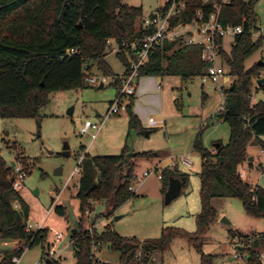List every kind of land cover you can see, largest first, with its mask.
Instances as JSON below:
<instances>
[{"label": "trees", "instance_id": "16d2710c", "mask_svg": "<svg viewBox=\"0 0 264 264\" xmlns=\"http://www.w3.org/2000/svg\"><path fill=\"white\" fill-rule=\"evenodd\" d=\"M186 10L171 21V30L191 22L199 11L207 19L216 12L215 0H183ZM261 0H229L221 4L218 17L223 26H241L243 32L232 38L231 49H221L222 65L235 78L230 88H223L225 110L216 118L227 123L230 138L227 144L208 149L198 133L194 150L202 158L201 212L197 215L198 230L191 234L175 227H165L155 239L138 240L125 238L106 227L99 234L95 229L84 227L85 215L94 209L93 203H105L110 207L107 216H112L127 201L135 196L130 191L135 182L133 175L140 160L157 158L155 152L132 153L125 147L119 155L91 156L85 154L77 198L80 201L81 224L70 236L75 250V264H101L96 251L104 245L120 253V264H154L161 254L168 251L175 239H186L201 255L202 264H214V256L202 250L204 237L212 224L217 222L219 212L213 204L215 199H238L246 213L264 219V189L244 181L239 168L249 163V147L264 149V101L251 103L254 82L264 67L259 63L250 68L246 62L263 45V39L254 38L260 30L257 4ZM61 17V21H60ZM144 12L141 7L127 5L123 0H0V116L3 119L41 118V110L48 104V94L72 89H88L92 85L87 77L96 70L104 77L113 79L118 92L123 87V78L130 70L129 58L124 53L118 57L125 64L121 77L107 63V47L110 40L117 45L144 38L152 30L144 27ZM77 53L68 55V50ZM89 69L86 70L85 67ZM202 59V47L186 45L183 38L165 41L153 50L148 63L139 70L143 76L179 77L185 83L202 78L209 68ZM264 90V86L258 87ZM135 96L129 97L126 113L129 126L145 134L138 116L133 111ZM249 116L247 121L245 118ZM13 168L0 158V240L20 241L23 244L13 252L6 253L0 264H13L12 259L22 256L26 249L41 245L43 257L46 250L48 229H29L30 207L11 178ZM171 177L183 182V190L189 177L176 168L163 174V194ZM18 206L16 208L15 206ZM59 215L66 209L56 207ZM232 239L236 236L250 239L238 230L230 229ZM248 264H263L260 253L264 249V233L252 239ZM47 264H63L61 259H49Z\"/></svg>", "mask_w": 264, "mask_h": 264}, {"label": "rangeland", "instance_id": "374dc122", "mask_svg": "<svg viewBox=\"0 0 264 264\" xmlns=\"http://www.w3.org/2000/svg\"><path fill=\"white\" fill-rule=\"evenodd\" d=\"M215 1L216 4L221 3V0ZM123 2L141 7L145 18H149L159 6L158 0ZM256 10L259 28L264 31V0L257 4ZM231 42L230 38H225L226 51H230ZM116 47V41L110 40L106 61L115 74L122 75L126 67L112 50ZM262 54V50H259L246 62V66L250 68L257 63ZM226 70L229 73L227 67ZM261 74L264 77V69ZM94 76L101 78L103 75L96 70ZM225 80L218 84L208 82L203 85L202 78L185 83L179 77H168L163 82L155 76L140 77L136 81L139 90L133 111H139L138 117L145 133L150 131L145 128L156 129L151 132L150 138L130 128L129 114L126 112L109 118L93 143L91 134L95 133L94 129L90 130V134H81L87 120L100 125L102 118L97 113L105 115L110 101L117 96L118 90L113 86L112 78H108L102 90L98 89L99 85H92L88 89L49 93L48 104L42 108L39 120L3 119L0 116V158L11 167L13 162L20 163L26 173L19 192L30 207L28 226L33 231L49 229L46 250L49 244L55 254L47 255L49 259H63V264H75L70 236L81 224L80 201L77 198L81 175L73 178L71 175L86 153L91 156H113L119 155L127 147L132 153L164 154L162 163L155 168L158 167L163 174L167 169L176 168L180 173L187 174L189 180L181 196L170 205H165L163 179L159 180L155 175L143 178V173L155 169L149 162L143 161L155 158L140 160L143 163L137 165L136 174L143 181L140 186L137 180L133 183L132 186L137 189L135 196L109 217L110 207L107 204L93 203V211L85 215V228H92V222L96 219L95 229L99 234L106 227H111L122 237L141 241L160 237L165 227H175L191 234L198 230L196 218L202 209V158L193 146L199 132L208 149H213L218 142L227 144L229 141L228 124L216 118L224 100L220 87L230 88V82ZM159 82L163 84V90L158 89ZM257 86L255 81L252 95L256 102L264 101V90L258 91ZM151 118L155 121L154 126L149 123ZM66 143L70 147L69 156L64 155ZM249 149L256 148L250 146ZM185 160L192 164L186 165ZM172 163L176 165L174 168L170 166ZM59 168L63 171L60 176L56 175ZM239 172L243 174L244 181L264 189V169L259 170L257 164L254 168L245 164L239 168ZM220 201H215L214 206L223 211L242 234L253 239L257 234L264 233V219L249 216L241 201ZM59 206L66 209L65 216L57 213L56 207ZM117 217L120 219L116 220ZM231 226L215 222L204 237L202 250L214 256V264H248L247 260L235 258L238 250L229 235ZM57 234L63 236L59 241L56 240ZM22 244L20 241H11L9 251L5 254L15 251ZM96 252L101 264H120V253L110 245H104ZM47 257H43L42 246L37 245L25 250L21 264H47ZM154 264H202V259L186 239H175L170 249L161 254Z\"/></svg>", "mask_w": 264, "mask_h": 264}, {"label": "built area", "instance_id": "2783aa9c", "mask_svg": "<svg viewBox=\"0 0 264 264\" xmlns=\"http://www.w3.org/2000/svg\"><path fill=\"white\" fill-rule=\"evenodd\" d=\"M159 6L157 10L149 17L143 19V25L146 28L152 30V33L148 34L144 38L135 39L131 43H123L122 45H117L116 48H112L113 51L118 53H124L128 56L130 62V70L131 72L124 76L123 78V87L118 92L115 99L111 102L110 107L102 118L101 123H104L110 117L119 115L120 113L126 112L129 104V97L135 96L136 88H137V80L139 79V70L141 67L145 66L150 60L151 54L154 49L163 45L165 41H174L177 38H183L186 45H199L202 47V59L204 62L208 63L210 66L207 70V73L202 77L203 85L209 83L218 84L224 78H226V82H230V86L234 82L235 78L226 70L220 61H221V49L223 45L220 43V39L225 38H234L236 35H239L243 32L241 26H223L219 20L218 12L221 4L228 3L229 0H221L220 4H215L216 12L211 14L207 19L204 18V15L201 11L197 13V16L188 23L183 24L179 28L175 30H171V21L174 17L181 15L187 8L186 2L183 0H158ZM254 38H262L264 40V31L260 29L254 34ZM263 54L259 59V62L264 63V41L261 48ZM68 55H74L77 53V50L70 49L68 50ZM86 70L89 69L88 66L85 67ZM229 77V79L227 78ZM263 75L261 74L257 79L256 83L263 79ZM86 82L90 85H100L107 84L108 78L102 76L98 78L96 76H89L86 79ZM264 86V83L261 85ZM257 86V87H261ZM224 87H220V91L223 95V104L220 108L219 112H223L225 110V95L222 91ZM251 103L255 105L257 102L255 101V97L251 96ZM217 113V114H218ZM247 121L249 120V116L245 118ZM149 123L154 126L155 121L151 118ZM101 125H95L90 120H87L84 126L81 129V134H90V130L93 128L96 130V133L91 134L92 140L97 137V133L100 131ZM263 156V168H264V149L261 151ZM84 156L79 160L78 166L73 171L71 177L73 178L75 175L82 174V162ZM184 163L190 166L192 163L189 160H185ZM174 168L176 165L172 163L170 165ZM13 168V187L15 190L19 191L22 187L21 181L25 178L26 173L23 171L20 163L14 162ZM155 175L159 180L163 179V171H161L158 167L143 173V178L147 179L150 176ZM242 176V175H241ZM134 180L139 182V186L142 184V179L138 177L136 172L133 175ZM130 191L134 194L137 193V189L132 186ZM18 208V206H15ZM30 229V228H29ZM63 238L62 234L56 235V240L59 241ZM238 252L235 254V258L237 260H247L251 256V252H248L250 245L252 244V238L245 239L240 236H236L233 239ZM11 241H2V246L9 247ZM71 246L73 244L70 242ZM20 247V246H19ZM18 247V248H19ZM17 248V249H18ZM55 255L52 250L49 251L48 255ZM75 250L73 248L72 255L74 257ZM5 252L0 250V262L4 257ZM47 257V256H46ZM48 258V257H47ZM264 255H260V260L264 264ZM22 256H16L12 259L13 264H21ZM49 260V258H48Z\"/></svg>", "mask_w": 264, "mask_h": 264}, {"label": "crops", "instance_id": "0c3cea01", "mask_svg": "<svg viewBox=\"0 0 264 264\" xmlns=\"http://www.w3.org/2000/svg\"><path fill=\"white\" fill-rule=\"evenodd\" d=\"M230 39H232V38H230ZM224 49H225V45H224ZM124 75V73L122 74V75H119V76H123ZM160 80H161V82H163V80L165 79V78H162V77H158ZM166 78H168V77H166ZM106 85V84H105ZM105 85H103V87L102 88H100V86H101V84L99 85V87H98V89L99 90H102V89H104L105 88ZM137 88H136V94H135V96L137 95V90H139V84H138V82H137ZM158 89L159 90H163L164 89V86H163V84L162 83H160L159 82V85H158ZM205 98H206V96H205ZM113 101V100H112ZM112 101H110V104H111V102ZM110 106V105H109ZM136 113V115L138 116L139 115V111H136L135 112ZM121 114V113H120ZM119 114V115H120ZM119 115H116V116H119ZM97 116L98 117H100V118H103L105 115H103V116H101L99 113H97ZM111 118V117H110ZM139 118V117H138ZM109 119H107L104 123H101L100 122V125L102 124V126H101V128H100V131L97 133V137H98V135H99V133L103 130V127H104V125L107 123V121H108ZM140 120V119H139ZM102 121V120H101ZM93 123V122H92ZM94 124V123H93ZM96 125V124H95ZM157 126V125H156ZM145 128V127H144ZM93 129V128H92ZM150 130V131H147V132H149V136H146L145 135V137L146 138H150V136H151V132L152 131H154V130H156L155 128H145V130ZM95 133H96V130H95ZM146 134V133H145ZM97 137L94 139V140H92V138H91V141H92V143L97 139ZM229 138H230V134H229ZM261 140L264 142V137H262L261 138ZM217 144V143H216ZM215 144V145H216ZM215 145L213 146V148L215 147ZM252 147H255L256 149H249V155H250V158L252 157V161L251 160H249V163H247L246 165L247 166H250L251 168H254L255 167V165L257 164V167H258V169L259 170H261V169H264L263 168V156H262V153H261V151H262V148L261 147H259V146H252ZM260 148V149H259ZM140 153V152H139ZM87 154V153H86ZM89 154V153H88ZM158 156H157V158H155V160H152V161H143V162H149L150 163V165H151V167H156V166H159V164H161L162 163V157L164 156V154H157ZM173 158V157H172ZM256 161H258V162H256ZM142 161H139L138 163H137V165H141L142 163H143ZM241 175H242V177H244L243 176V174L242 173H240ZM253 186H255L254 184H252ZM256 186H257V184H256ZM259 186V185H258ZM260 187V186H259ZM218 200L221 202V203H223L225 200H226V198H221V199H215L214 201H213V204L215 203V201H217L218 202ZM215 205V204H214ZM218 212H219V217H218V220H217V222L218 223H227L228 225H232L231 226V229H234V230H238L239 232H241L235 225H233L232 224V221L228 218V217H226V214L222 211H219L218 210ZM49 230V229H48ZM242 233V232H241ZM258 235H260V234H257V236ZM2 244V241L0 240V250L1 251H4V252H6V251H9V247H4V246H2L1 245ZM50 247H51V245H50ZM3 250H2V249ZM255 249L261 254V255H263L262 253H263V251H264V249H263V247L262 246H257V247H255ZM62 258V257H61ZM62 262H63V259H62Z\"/></svg>", "mask_w": 264, "mask_h": 264}, {"label": "water", "instance_id": "95a60500", "mask_svg": "<svg viewBox=\"0 0 264 264\" xmlns=\"http://www.w3.org/2000/svg\"><path fill=\"white\" fill-rule=\"evenodd\" d=\"M60 21H61V17H60ZM259 65L261 67H264V63L263 62H259ZM264 83V78L261 79L259 82H258V85L261 86L262 84ZM103 87V84H101L100 88ZM70 114L72 115L73 114V110L70 111ZM146 136H149V132H146ZM216 148L219 147V144H216L215 145ZM69 145L66 143L65 146H64V155L65 156H69ZM249 160H253L252 157L249 158ZM12 167H14V162L12 163ZM63 174V171H62V168H59L57 171H56V175L60 176ZM14 177L11 178V182L13 183L14 182ZM182 191H183V182L178 179V178H174V177H171L169 179V186H168V189L165 193V205H170L172 202H174L177 198H179L182 194ZM120 217H117L116 220H119Z\"/></svg>", "mask_w": 264, "mask_h": 264}]
</instances>
